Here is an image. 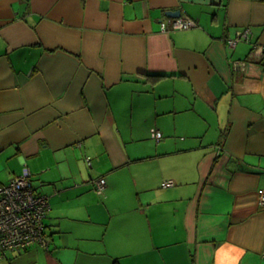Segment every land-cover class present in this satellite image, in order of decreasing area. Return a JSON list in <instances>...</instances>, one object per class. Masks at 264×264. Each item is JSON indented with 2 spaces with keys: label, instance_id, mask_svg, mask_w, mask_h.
<instances>
[{
  "label": "crops",
  "instance_id": "0c3cea01",
  "mask_svg": "<svg viewBox=\"0 0 264 264\" xmlns=\"http://www.w3.org/2000/svg\"><path fill=\"white\" fill-rule=\"evenodd\" d=\"M254 43L264 0H0V185L27 165L50 203L0 264H264Z\"/></svg>",
  "mask_w": 264,
  "mask_h": 264
},
{
  "label": "built area",
  "instance_id": "2783aa9c",
  "mask_svg": "<svg viewBox=\"0 0 264 264\" xmlns=\"http://www.w3.org/2000/svg\"><path fill=\"white\" fill-rule=\"evenodd\" d=\"M197 21L189 16L169 17L161 22L162 30L190 29L197 26ZM252 31L246 28L237 36L228 39L231 46L240 40H251ZM254 52H263L264 45L254 43ZM157 140L162 137L160 130L155 132ZM89 159V157H88ZM173 180L162 182L163 187L174 185ZM106 179L100 177L95 188L102 192ZM259 204L264 208V190L260 191ZM49 198L39 193L33 185L32 171L25 165L21 173L9 182L0 185V253L27 250L35 245L48 246L46 217L49 211Z\"/></svg>",
  "mask_w": 264,
  "mask_h": 264
},
{
  "label": "water",
  "instance_id": "95a60500",
  "mask_svg": "<svg viewBox=\"0 0 264 264\" xmlns=\"http://www.w3.org/2000/svg\"><path fill=\"white\" fill-rule=\"evenodd\" d=\"M167 13H168V15L170 17H179V16H181V12L180 11H169Z\"/></svg>",
  "mask_w": 264,
  "mask_h": 264
},
{
  "label": "trees",
  "instance_id": "16d2710c",
  "mask_svg": "<svg viewBox=\"0 0 264 264\" xmlns=\"http://www.w3.org/2000/svg\"><path fill=\"white\" fill-rule=\"evenodd\" d=\"M38 191V190H37ZM39 193H41V192H39ZM41 194H43V193H41ZM49 205H50V203H49ZM50 209V208H49ZM47 216H48V213H47ZM47 218V217H46ZM45 223H46V220H45ZM47 226V225H46Z\"/></svg>",
  "mask_w": 264,
  "mask_h": 264
},
{
  "label": "flooded vegetation",
  "instance_id": "af4514ba",
  "mask_svg": "<svg viewBox=\"0 0 264 264\" xmlns=\"http://www.w3.org/2000/svg\"><path fill=\"white\" fill-rule=\"evenodd\" d=\"M246 29V28H245ZM245 29H243V30H245ZM252 31V30H251ZM251 39H252V35H251ZM264 45V44H263Z\"/></svg>",
  "mask_w": 264,
  "mask_h": 264
}]
</instances>
